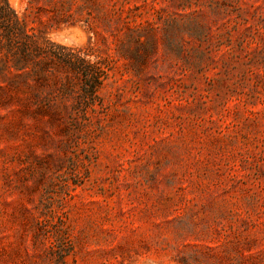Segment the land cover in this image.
<instances>
[{
	"label": "rangeland",
	"instance_id": "rangeland-1",
	"mask_svg": "<svg viewBox=\"0 0 264 264\" xmlns=\"http://www.w3.org/2000/svg\"><path fill=\"white\" fill-rule=\"evenodd\" d=\"M8 2L0 264H264V0Z\"/></svg>",
	"mask_w": 264,
	"mask_h": 264
},
{
	"label": "trees",
	"instance_id": "trees-1",
	"mask_svg": "<svg viewBox=\"0 0 264 264\" xmlns=\"http://www.w3.org/2000/svg\"><path fill=\"white\" fill-rule=\"evenodd\" d=\"M7 8L10 9V11L12 12V15L14 16L15 25L11 26L13 30V34H14V32H16L14 30H16L17 27L21 25V22L16 12L10 8L8 0H4V4L0 7V16L6 19V16L3 15V12ZM13 40H14L13 35L0 33V50L4 51L5 57L7 60L8 59L13 60L14 66L16 68L24 69L26 68V65L29 63V61H33V58L31 57L29 52L25 50L23 51L21 50V48L14 46V44L12 43ZM64 57L63 58L58 57L57 59L63 62L66 66L71 67L72 69H75V70L78 69V66H76L78 60L76 61L67 56H64ZM85 76L89 78L90 81L92 82V85H91L92 91L95 92V90L98 88L99 84L101 83L99 78L95 74L91 73L90 71L85 72Z\"/></svg>",
	"mask_w": 264,
	"mask_h": 264
}]
</instances>
